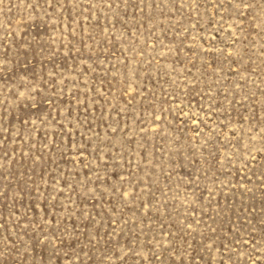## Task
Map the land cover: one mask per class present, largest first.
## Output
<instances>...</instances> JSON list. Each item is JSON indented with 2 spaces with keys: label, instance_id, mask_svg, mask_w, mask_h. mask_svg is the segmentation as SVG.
I'll return each mask as SVG.
<instances>
[{
  "label": "rangeland",
  "instance_id": "rangeland-1",
  "mask_svg": "<svg viewBox=\"0 0 264 264\" xmlns=\"http://www.w3.org/2000/svg\"><path fill=\"white\" fill-rule=\"evenodd\" d=\"M0 264H264V0H0Z\"/></svg>",
  "mask_w": 264,
  "mask_h": 264
}]
</instances>
